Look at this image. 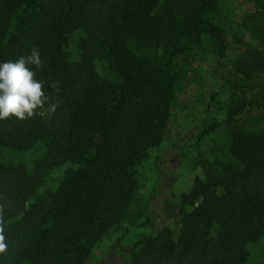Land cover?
Returning <instances> with one entry per match:
<instances>
[{
  "label": "trees",
  "instance_id": "trees-1",
  "mask_svg": "<svg viewBox=\"0 0 264 264\" xmlns=\"http://www.w3.org/2000/svg\"><path fill=\"white\" fill-rule=\"evenodd\" d=\"M219 1L0 0V61L37 47L47 65L39 78L61 86L54 97L60 106L48 119L0 121V202L9 219V247L0 264H85L129 207L134 168L167 133L175 97L171 59L199 46L203 36L214 46L211 68L221 83L207 93V106L213 110L226 96V149L235 168L195 178L177 235L168 227L156 231L155 220L168 222L179 212L170 190L178 143L166 145L155 161L147 219L107 247L101 263L245 264L247 245L264 235V128L249 131L231 120L249 106L253 92L264 99V0H246L255 8L247 19L256 22L242 26L257 46L237 60L225 58L227 25L210 19ZM76 33L80 61H70L65 48ZM132 41L160 47L159 61L136 56ZM97 61L113 79L96 74ZM219 124L214 119L198 139ZM35 146L45 156L31 172L2 161L3 151L22 154ZM66 163L77 168L54 192L39 193L44 174Z\"/></svg>",
  "mask_w": 264,
  "mask_h": 264
},
{
  "label": "rangeland",
  "instance_id": "rangeland-1",
  "mask_svg": "<svg viewBox=\"0 0 264 264\" xmlns=\"http://www.w3.org/2000/svg\"><path fill=\"white\" fill-rule=\"evenodd\" d=\"M254 11V6L248 4L246 0H220L215 15H210V19L219 21V25H227L226 59L237 60L243 54L256 48L257 41L249 35L246 26H242L244 22L249 24L256 22L255 17L249 21L247 19L253 15ZM78 37L79 34H74L65 48L69 53L70 61H80L77 52ZM128 45L136 56L149 61H159L163 52L160 47L143 48L136 41L129 42ZM214 51L209 37L203 36L199 46L171 59V66L176 75L175 97L170 111L171 118L168 122L167 133L160 146L151 149L147 157L134 168L133 176L136 187L129 207L115 227L107 231L95 244L85 264H102L101 255L107 247L112 245L124 232L132 231L145 222L150 210L148 199L156 189L158 178L155 161L169 143L170 145L178 143L177 150L173 149V156L179 158V161L172 164L174 166L170 170L172 178L170 190L174 195L172 201L179 204V212H176L168 222L155 220L156 231L168 227L175 236L177 235L181 214L190 210L184 197L189 193L195 178L203 179L206 173L223 176L235 168L236 164L226 149V129L223 123L228 112L226 96L221 95L217 98L219 106L213 110H208L207 106L209 90L221 87V83L213 75L211 68L217 60ZM94 70L103 79L114 77L106 63L102 61L95 62ZM214 119L220 124L212 132L205 133L201 139H198L200 131L210 126ZM231 123L243 126L249 131L264 128V99L253 92L249 106L233 117ZM44 156L45 150L40 146H35L22 154L3 151L2 161L11 165L23 164L26 170L31 172L35 161ZM76 168V165L66 163L61 167L48 170L44 174L43 184L38 192H54L60 186L65 174ZM165 195L166 193L161 194L162 197ZM216 234L217 228L213 226L211 235L215 237ZM131 235L132 233L129 232V236ZM246 251L245 264H262L264 262V235L255 243L247 245Z\"/></svg>",
  "mask_w": 264,
  "mask_h": 264
},
{
  "label": "clouds",
  "instance_id": "clouds-1",
  "mask_svg": "<svg viewBox=\"0 0 264 264\" xmlns=\"http://www.w3.org/2000/svg\"><path fill=\"white\" fill-rule=\"evenodd\" d=\"M46 67L37 47L27 56L0 61V121L48 119L56 113L60 104L54 102V97L61 91L60 81L39 78L38 73ZM14 209L15 204L10 205L9 211ZM8 224L5 204L0 202V255L9 247Z\"/></svg>",
  "mask_w": 264,
  "mask_h": 264
}]
</instances>
